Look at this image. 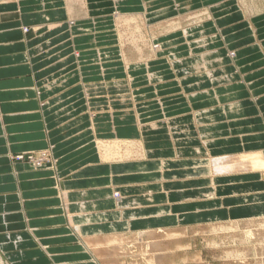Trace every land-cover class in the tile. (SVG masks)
Instances as JSON below:
<instances>
[{"label": "crops", "instance_id": "1", "mask_svg": "<svg viewBox=\"0 0 264 264\" xmlns=\"http://www.w3.org/2000/svg\"><path fill=\"white\" fill-rule=\"evenodd\" d=\"M102 142L139 156L104 163ZM263 170L264 9L0 0V264H134L110 239L263 219Z\"/></svg>", "mask_w": 264, "mask_h": 264}, {"label": "rangeland", "instance_id": "2", "mask_svg": "<svg viewBox=\"0 0 264 264\" xmlns=\"http://www.w3.org/2000/svg\"><path fill=\"white\" fill-rule=\"evenodd\" d=\"M243 3H245V5L250 8V11L252 12L264 9V0H243ZM198 15L204 16L202 13H199ZM135 150L138 151L137 149ZM36 154H20L15 156V159L24 160L27 163L39 168L41 165H35V161L33 160H36V162L41 161L44 163V161H42L41 159L43 154L40 157H38L39 153ZM50 157L51 156L49 155L46 158V161ZM116 195L117 193L115 194V196ZM259 220L260 219H257L255 221L258 222ZM234 227H231L230 229V227L225 228V226H223V229L222 227H216L213 229L211 225H205L201 227H195L189 230H178L177 232H173L172 234L168 233L170 234V236H168V234L166 233H160V236L156 234L155 237H157V239L160 240L161 243H164H162L161 248L156 249L154 253H152V255H161L163 257V261L160 262L161 264H255V262L256 264H263L260 263V259L262 258L258 257L257 251H254V247L259 243L262 244L264 238L257 239V236H252L253 232L249 227L247 229L246 227H243V225H238ZM238 227H243L244 230L243 228ZM249 231L252 233L250 234ZM233 232L235 234H233ZM227 233H229V235ZM163 234L164 236H162ZM146 240L150 241L149 238ZM131 245L132 244H130V246ZM136 250L132 249L133 253L131 256L128 257L135 262L134 264H137V260L141 261V264H153L149 261L150 257H148L151 254L146 255L144 250H140V252H137ZM240 259H243V261Z\"/></svg>", "mask_w": 264, "mask_h": 264}, {"label": "bare ground", "instance_id": "3", "mask_svg": "<svg viewBox=\"0 0 264 264\" xmlns=\"http://www.w3.org/2000/svg\"><path fill=\"white\" fill-rule=\"evenodd\" d=\"M240 1V3L243 5V7L247 10V12H249V13H251L252 11H250V8H248L246 5H245V3H243V0H239ZM242 11V10H241ZM128 16V15H127ZM143 16V15H142ZM202 15H198V14H193V15H189V16H187V17H185V18H182V19H175V20H171L170 22H168V24H167V26H163V30L165 29V31H167V30H169V31H173V29H177V28H179V26H181V23L180 22H184L183 20H186V19H192V20H197V18H199V17H201ZM205 17V16H204ZM203 17V18H204ZM139 19H140V17H139ZM138 18H137V20H139ZM143 19V18H142ZM142 19H141V24H145V19H143V22H142ZM215 19V18H214ZM131 22H132V20H129V21H124V25L123 26H125L127 29H131ZM136 22V21H135ZM186 22V21H185ZM189 22V21H188ZM140 23V22H139ZM121 24V23H120ZM133 25V24H132ZM140 25V24H139ZM147 25V24H146ZM155 28H157V27H154L153 29L152 28H146V27H144V26H142L141 25V30H143V29H145L147 32H150V34L147 36L148 37V39H147V44H148V46H149V49H151V54L153 53V54H155V51L159 48V45H157L156 43H155V40H156V38H157V33H152V31L153 30H155V32H156V30H157V32L160 30H158V28L157 29H155ZM120 29V28H119ZM126 30V29H125ZM162 30V29H161ZM168 32V31H167ZM146 38V37H145ZM124 39V38H123ZM122 42V41H121ZM124 42V41H123ZM141 42V41H140ZM138 45V44H137ZM146 45V44H145ZM130 46V45H129ZM150 51V50H149ZM145 52H147V51H145ZM150 54V53H149ZM134 55V54H133ZM137 55V54H136ZM127 56V55H126ZM202 66V65H201ZM99 147V151H100V153H101V159H102V161L104 162V163H109V162H121V161H125V160H129V159H131L132 157H138L139 156V152L138 151H136L135 149H137L138 150V147H137V144L136 143H123V142H109V143H105V142H102V143H99V145H98ZM253 154V153H252ZM236 156V155H235ZM241 156H243V158H245L244 157V155L242 154ZM251 156V155H250ZM249 156V157H250ZM100 157V156H99ZM238 157V156H237ZM247 157V156H246ZM253 157V156H252ZM214 158V157H213ZM219 158V157H218ZM242 158V159H243ZM254 158H255V156H254ZM41 159H42V161H46V154H44L42 157H41ZM230 159H232V157L230 158ZM226 160V161H231V160ZM240 159H241V157H240ZM247 159H249L248 157H247ZM256 159H261L260 158V156L259 157H257ZM224 160V162H226ZM235 160H237V159H235ZM238 160H239V158H238ZM250 160V159H249ZM33 161H35V165L36 164H41V161H37L36 162V160H33ZM209 161H210V159H209ZM233 161H234V158H233ZM232 161V162H233ZM240 161V160H239ZM242 161V160H241ZM246 161V160H245ZM244 161V162H245ZM220 163V162H218V164H214V168H213V170H214V173L215 174H224V173H230V172H235V173H237V171L239 170L238 168H237V166L238 165H240L239 163L238 164H229V163ZM231 162V163H232ZM236 162V161H235ZM238 162V161H237ZM234 163V162H233ZM198 165V164H197ZM245 165H247V164H245ZM211 167V166H210ZM246 168H249V166H246ZM198 169V168H197ZM250 169V168H249ZM248 169V170H249ZM256 170H258L259 171V169H256ZM212 171V170H211ZM240 171V170H239ZM264 171V170H263ZM239 173V172H238ZM251 173H253V172H251ZM234 175V174H233ZM240 175V174H239ZM211 176H212V173H211ZM247 176V175H246ZM119 193V192H118ZM117 193V195H116V197L117 198H119L118 197V194ZM114 194H116V193H114ZM124 196V195H123ZM115 197V198H116ZM117 200H120V199H117ZM121 205H122V203H121ZM133 206H134V204H133ZM127 207V206H126ZM137 215V214H136ZM122 217V216H121ZM131 220V219H130ZM151 221V220H150ZM165 221V220H164ZM152 222V221H151ZM119 224V223H118ZM147 224V223H146ZM238 225H243V227H246V229L249 227L250 229H251V231L253 232H250V234L252 233V236H257L256 238L257 239H261V238H264V218L263 219H260L258 222H256L255 220H242L241 222H228V223H222V224H212L211 226H212V228L214 229V228H216V227H222V229H223V226H225V228H227V227H230V229H231V227H234V226H238ZM102 226H104V225H102ZM116 226V225H115ZM120 226V225H119ZM243 227H238V228H243ZM235 228V227H234ZM233 229V228H232ZM249 229V230H250ZM96 230V229H95ZM162 230V229H161ZM149 231V232H142V233H138V234H134V235H132V236H130L129 237V239H128V242H126V238L124 239L123 237H121V236H119V237H115V238H113V239H110L111 241L109 242V245L111 246V247H113V249H114V252H113V255L115 256V257H119V258H123V259H125V258H127V257H129V256H131L132 255V253H133V251H132V249L133 250H136L137 252L139 251L140 252V250H144V252L146 253V255L147 254H151V255H149L148 257H150L149 258V261L151 262V263H153V264H161L160 262H162L163 261V257L161 256V255H156V254H154V255H152V253H154V251L156 250V249H158V248H161V246H162V243H164V242H162L161 243V241L160 240H158L157 239V237H155V235L156 234H160V233H166V234H168V233H175V232H177L178 230H170V229H165V230H163V231ZM228 230V229H227ZM242 230V229H241ZM243 230H244V228H243ZM101 231H102V229H101ZM215 231V230H214ZM229 231V230H228ZM141 232V231H140ZM226 232V231H225ZM231 232V231H230ZM112 233H114V232H112ZM221 233H222V230H221ZM239 233V232H238ZM248 233V232H247ZM247 233H245V234H247ZM110 234V233H109ZM124 234V233H123ZM126 235H127V232L125 233ZM225 234V233H224ZM228 235H229V233H227ZM233 234H235L234 232H233ZM232 234V235H233ZM240 234H241V231H240ZM249 234V233H248ZM108 235V234H107ZM157 235V236H158ZM244 235V234H243ZM160 236V235H159ZM162 236H164V234L162 235ZM166 236V235H165ZM168 236H170V234H168ZM167 236V237H168ZM241 236V235H240ZM250 236V235H249ZM126 237V236H125ZM149 238V240L150 241H148V240H146V239H148ZM110 238V237H109ZM128 238V237H127ZM141 238H143V239H141ZM152 238V239H151ZM162 238V237H161ZM236 238V237H235ZM244 238V237H243ZM253 238V237H252ZM162 239H164V238H162ZM169 239V238H168ZM234 239V238H233ZM105 240V239H104ZM165 240V239H164ZM167 240V239H166ZM240 240V239H239ZM263 240V239H262ZM243 241V240H242ZM126 242V244H128L127 246L126 245H124V243ZM259 242H261V241H259ZM87 243V242H86ZM104 243V242H103ZM241 243V242H240ZM88 244V243H87ZM105 244V243H104ZM130 244H132L131 246H130ZM256 244V243H255ZM106 245V244H105ZM109 245H107V246H109ZM241 245V244H240ZM244 245H246V244H244ZM92 246V245H91ZM106 246V247H107ZM129 246V247H128ZM253 246H255V245H253ZM242 247V246H241ZM109 248V247H108ZM164 248V247H163ZM255 250L254 251H257V253H258V257H260V258H262V259H260L261 260V262L260 263H263L264 264V240H263V242H262V244L261 243H259L258 245H256L255 247ZM110 249V248H109ZM238 251V250H237ZM249 251V250H248ZM99 255H101L102 254V251L99 249ZM157 252V251H156ZM106 255V254H105ZM112 255V254H111ZM246 255V254H245ZM244 255V256H245ZM254 257H256V256H254ZM237 260V259H236ZM240 260H242L243 261V259H240ZM259 260V259H258ZM257 260V261H258ZM242 261H241V263H242ZM226 262V261H225ZM259 262V261H258ZM164 263V262H163ZM244 264V263H243ZM255 264H256V262H255Z\"/></svg>", "mask_w": 264, "mask_h": 264}]
</instances>
